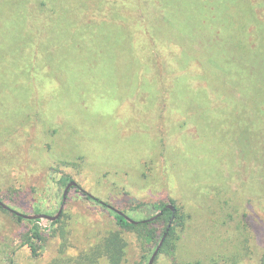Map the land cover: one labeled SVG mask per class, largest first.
Masks as SVG:
<instances>
[{"label": "rangeland", "instance_id": "rangeland-1", "mask_svg": "<svg viewBox=\"0 0 264 264\" xmlns=\"http://www.w3.org/2000/svg\"><path fill=\"white\" fill-rule=\"evenodd\" d=\"M153 16L148 0H0V200L54 216L62 177L77 184L57 222L38 223L36 255L24 245L32 223L0 210V264H148L166 219L127 229L113 213L143 222L159 214L152 205L178 217L152 264H264L259 63L210 68L206 46L177 39ZM42 45L97 60L103 72L55 74L48 100L41 89L32 98L12 64ZM86 96L94 98L81 108ZM130 96L145 104H126Z\"/></svg>", "mask_w": 264, "mask_h": 264}, {"label": "trees", "instance_id": "trees-1", "mask_svg": "<svg viewBox=\"0 0 264 264\" xmlns=\"http://www.w3.org/2000/svg\"><path fill=\"white\" fill-rule=\"evenodd\" d=\"M148 2L154 10L153 17L155 22L159 23L165 32L169 30L174 33L177 39L191 41L197 46H206L204 51L209 55L206 60L208 67H215L219 71L225 72V69L232 68V59L237 58L241 61L238 68L245 71L249 67L250 59H254L259 63L261 74L264 75V54H262V47L264 46V0H148ZM189 14H193V19L190 21L188 20ZM237 22L242 27L239 32L234 28V24ZM150 37L151 46L154 48L156 40L152 36ZM258 38H261V40L258 41ZM28 57L27 62H24L23 59L14 60L12 68H15V70L12 72H16V75L18 71H25L24 78L20 80V83L26 86V91L32 98L38 94V89H41L42 95L47 96V99H44L45 101L49 98V92L52 93L55 89V74H65L69 71L78 74L103 72L101 63L97 60L93 61L92 58H88L86 63L74 55L54 51L43 45L36 48V52H29ZM108 59L112 60L111 58ZM24 79H28V83H24ZM89 91L94 92V90ZM90 98L93 99L94 97ZM136 98L138 100L139 96L128 97L131 103L127 101L126 104H145L138 102ZM89 99L86 96L79 102V106L85 108ZM125 100L126 98L122 101ZM148 109L151 108L148 107ZM125 110L118 111V116L124 114V118H129L131 111L127 110L125 112ZM139 110L141 111V109H136L135 113L141 114ZM47 112L43 116L46 119H53L58 116L55 114L48 115ZM143 113L144 111H142V115ZM142 115L141 117H144ZM128 126L127 124L126 129ZM71 181H73L71 178L62 177L60 183L66 186ZM81 195L92 203L107 207L103 202L86 192H82ZM0 202L2 201L0 200ZM13 202V204H16V200L13 199ZM7 207L11 209L8 205ZM166 207L165 205L151 206L153 211L160 208L159 213L161 215L156 220L165 218L168 222L163 233V235L167 234V236L162 247L168 244L167 241L174 234L173 224L178 219L176 213H172ZM0 210L11 213L19 222L24 220L21 216L22 214L13 209L5 210L0 206ZM113 215L116 224L121 228L146 230L148 224L152 222H138L134 225L127 222L116 212ZM28 221L32 223V229L31 234L25 237L24 245H27L31 253L36 255L37 247L35 243L36 240L41 239L40 227L38 226L41 220ZM56 222H51V225ZM146 234L150 235L149 232ZM104 248L106 254L117 251V249H108V245H104Z\"/></svg>", "mask_w": 264, "mask_h": 264}, {"label": "water", "instance_id": "water-1", "mask_svg": "<svg viewBox=\"0 0 264 264\" xmlns=\"http://www.w3.org/2000/svg\"><path fill=\"white\" fill-rule=\"evenodd\" d=\"M76 186H77V184H76L75 181H71V182H69V183L65 186L64 191H63V195H62L61 205H60L59 210H58V212L56 213V215H54V216H49V215H45V214H35V215H24V214H22L21 216H22L24 219H26V220H42V219H44V220H47V221H49V222H54V221H56V220L60 217V215H61V213H62V210H63V207H64V205H65V201H66V197H67L68 191H69L71 188L76 187ZM0 206H1L3 209H5V210H11V209H9L5 204H3L2 202H0ZM108 208H110V207H108ZM166 208H168L172 213H174V208H173L171 205H168ZM114 211H115L116 213H118L119 215H121V216H122L127 222H129L130 224H134V225H135V224L138 223L137 221H134V220L130 219L129 217L125 216L122 212L117 211V210H114ZM18 215H20V214H18ZM160 215H161V213L157 214L156 216H154V217H152V218H150V219H148V220L143 221V223L151 222V221L155 220L156 218H158ZM166 235H167V234H165V235L163 236V238L161 239V241L159 242V244H158L157 247L155 248V250H154L152 256L150 257V260H149L148 264H152V263H153V261H154L155 257L157 256V254H158L160 248L162 247V244H163V241H164Z\"/></svg>", "mask_w": 264, "mask_h": 264}]
</instances>
